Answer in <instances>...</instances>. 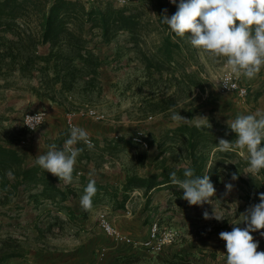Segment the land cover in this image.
<instances>
[{
    "label": "crops",
    "instance_id": "0c3cea01",
    "mask_svg": "<svg viewBox=\"0 0 264 264\" xmlns=\"http://www.w3.org/2000/svg\"><path fill=\"white\" fill-rule=\"evenodd\" d=\"M145 39L148 45H158L162 33L155 31L145 36ZM179 40L180 55L185 56L183 39ZM132 44L126 33H120L110 43H103L100 38H96L90 44L103 59L98 68L94 92L99 94L100 100L113 104V118H107L104 112L105 119L75 118L76 126L88 131L94 147L89 149L83 142L77 145L83 151L77 158L70 183H65L50 172L57 179L58 186L69 190L66 198L35 200L29 196L33 190L30 191L24 185L18 186L5 198L0 188V264H20L24 261L33 264H226L227 255L221 246L224 240L219 233L231 231L234 226L245 227L243 221L234 223L239 221L247 208L259 202L257 190L248 187L249 175L257 173L249 171L248 165L242 163L247 158L246 150L234 146L229 151H221L219 142L215 144L213 140L207 139L194 150L190 148L187 135L175 132L180 124L222 125L230 130V121L196 114L193 111L196 107L189 101L195 94L184 101L179 94L183 85L178 86L175 82L165 84L162 82L164 80L154 84L148 80L149 72ZM123 47L126 50L118 56L116 50ZM190 47L191 51L196 48L191 44ZM48 49V44L39 46L41 53H46ZM196 53L195 60L187 63L186 70L199 72L200 77L205 79L199 60L213 63L218 59L202 49L196 48ZM118 66H122L120 70ZM107 67L114 75L109 81L110 91L106 90L103 79ZM224 67L225 61L221 70ZM137 71H140L139 77L143 79L146 89L142 91L141 101L132 98L129 106L124 108L119 94L136 93L129 76ZM179 74V69L175 67V75ZM152 76L157 77L159 74L154 72ZM166 76L167 72H163L162 78ZM124 79L125 84L121 83ZM242 83L248 87V94L241 99L249 101L253 111L264 108V68L254 79L243 78ZM193 90L200 93L206 91L197 86L192 87ZM217 90L220 93L219 85ZM76 92L80 93L79 90ZM172 94L174 103L151 106L153 96L158 95L153 98L158 100ZM74 96V92H64L58 100L51 101L40 100L32 94L30 99H26L27 102L40 105L37 110L29 111L45 110L47 114L44 122L31 132L24 129L26 133L18 131L17 136L6 137L2 134L0 140L16 147L24 156L26 165H32L39 155L48 151L49 145H64L70 134L66 125V114L71 110L67 99ZM146 104L148 107H145ZM138 105L139 109L143 108L140 114L142 119H134L131 115ZM222 109L225 111H222L223 114L229 112L224 107ZM211 110L215 112L216 109ZM178 112L185 119L174 120L173 115ZM137 128L145 130L149 148H143L129 139ZM217 136L219 140L226 139L221 134ZM193 156L203 161L199 175L210 177V169L216 167L218 170V183L215 184L211 179L216 191L202 204H189L183 197L184 190L170 180L173 171L177 173V178H185L184 169L193 167ZM233 173L236 179H232ZM132 174L140 177L157 174L158 184L149 190L127 184ZM90 179L96 181L97 192L92 198L93 207L85 210L80 198ZM229 183L233 185L230 190L226 188ZM100 209L108 212L111 223L129 236L131 243L114 241L105 234L97 221ZM215 215H223L224 218L217 220ZM155 221L161 227H168L178 233L176 240L157 254L148 252L140 245L148 237ZM252 235L254 240L259 241L257 251H264V242L259 239L257 230Z\"/></svg>",
    "mask_w": 264,
    "mask_h": 264
},
{
    "label": "trees",
    "instance_id": "16d2710c",
    "mask_svg": "<svg viewBox=\"0 0 264 264\" xmlns=\"http://www.w3.org/2000/svg\"><path fill=\"white\" fill-rule=\"evenodd\" d=\"M176 10L177 5L170 0H129L123 5L116 4L114 0H0V88L7 89L25 81L23 86L30 93L51 101L58 100L64 92L93 91L103 59L90 44L96 38L110 43L120 33H126L149 72L148 80L154 84L164 80L165 84L175 82L178 86L183 85L179 94L182 98L187 96L184 101L189 98L192 87L203 90L205 84L199 72L186 70L187 63L195 60L196 48L191 51L187 36H176L162 23L161 15L170 16ZM155 31L162 33V39L158 45H148L145 36ZM179 38L183 39L185 56L180 55ZM45 44L49 49L41 53L39 46ZM125 50V47L117 49L116 54L121 56V51ZM175 67L179 69V75H175ZM154 72L159 76L153 77ZM163 72H167L164 79ZM153 98V107L172 104L175 100L173 94L158 100ZM227 129L222 125L184 123L175 132L186 134L189 146L194 150L206 139L217 144L218 134L234 143L237 134L231 128ZM261 146H264V140ZM192 162L195 174L199 175L203 161L193 156ZM242 163L248 165L247 158ZM156 179L157 174L147 177L132 174L127 184L149 190L158 184ZM210 179L218 183L216 167L210 169ZM56 181L36 162L26 165L24 156L16 147L0 140V188L5 198L20 185L33 190L29 196L35 200L66 198L69 190L58 186ZM248 182L251 190H257L260 201V194L264 193V169L256 175L250 174Z\"/></svg>",
    "mask_w": 264,
    "mask_h": 264
},
{
    "label": "clouds",
    "instance_id": "9594fccd",
    "mask_svg": "<svg viewBox=\"0 0 264 264\" xmlns=\"http://www.w3.org/2000/svg\"><path fill=\"white\" fill-rule=\"evenodd\" d=\"M177 5L172 15H161L162 23L178 37L187 36L193 47L202 49L214 59L224 58L225 75L219 80L228 87L233 79L241 77L254 79L264 68V0H170ZM167 10H165L166 12ZM174 120H183L180 112L173 115ZM237 134L236 140L220 139L221 151H229L234 146L246 150L248 168L259 173L264 169V108L241 113L229 124ZM83 142L89 149L94 147L86 129L72 126L62 147L51 144L48 151L36 159L42 169L56 175L65 183L73 179L74 166L83 151L78 144ZM184 179L177 178L175 171L170 173L173 184L183 189V197L189 204H202L216 189L208 175H196L192 167L183 172ZM233 173L232 179H236ZM231 183L226 185L231 189ZM96 181L90 179L80 198L85 209L93 207L96 194ZM207 216V213H205ZM217 220L223 215H215ZM245 227L234 226L231 231H221L220 238L226 241V264H264V251H257L259 241L254 240L252 232L264 229V193L260 201L251 205L239 222ZM264 236V232L260 233Z\"/></svg>",
    "mask_w": 264,
    "mask_h": 264
},
{
    "label": "rangeland",
    "instance_id": "374dc122",
    "mask_svg": "<svg viewBox=\"0 0 264 264\" xmlns=\"http://www.w3.org/2000/svg\"><path fill=\"white\" fill-rule=\"evenodd\" d=\"M114 1L116 4L123 5L127 3L129 0H114ZM221 59L222 60L216 59L217 61L214 60L213 63H209L204 59L199 60L201 66H203L201 68V72L206 75V78L203 79L206 91H203L202 93H200V91L198 90L191 91L190 95L192 94L195 95L191 100L189 99V101L191 102V104L194 105V107H196L193 110L195 111V113L197 112L196 114L203 116L208 115L209 117H218L219 119L225 118V120H228L231 123L238 114L253 111L254 108L251 109L252 105H250L249 101L242 100L241 98L243 97L239 98V96H235L234 94H225L221 92L220 88L219 91L221 94L218 92L217 90L218 81L221 77H224L226 70L225 69L226 67H224V69L221 70L222 66L224 65V58ZM118 67H120L118 68V70H120L122 66H118ZM107 68L108 69L103 79L106 90L110 91L109 81L113 79L114 75L110 73L111 69L109 67ZM139 75H140V71H137L136 74L134 73L129 76L130 78H132L131 81L133 85V91H135L136 93L133 92L132 94L131 93L119 94V97L121 98L120 102L124 108L129 106L128 104L132 100V98L137 102L142 100L141 97L143 94L142 91L146 89V85L143 84L142 82L143 79H141ZM32 81L35 82L36 80L33 79ZM125 82L126 80L124 79L121 83L125 84ZM25 84L26 82L22 81L20 82V85L17 86L15 85L14 87H10L7 89L0 88V136H2V134L6 137L17 136L18 131L22 133H26V131H28L24 127V125H22L23 124L22 115H24L25 112L29 110H37V107L40 105V103H31L32 101L27 102L26 99H30L32 93H30L29 89L23 86ZM74 94L75 96L69 100L67 99V102L69 103L68 105H70L69 107L71 111L75 113V118L77 116L91 117L87 114L88 112L87 110L91 108L97 109L95 110L101 116V118L99 119H105V114L107 115V118L109 117L113 118V115H111L113 113L112 111L113 104L109 103L106 100H100V97L98 96L99 94L94 92V90L89 91L87 93H78L74 91ZM159 95H161V93ZM157 97L158 95L155 96L154 98ZM185 98H187V96H183V99ZM32 104L34 105L32 106ZM77 107H86V108H77ZM145 107H148V104H146ZM223 107L226 108L229 112L223 114L222 113V111H224L222 109ZM72 108H77V109H72ZM99 108L100 110H105V111H100ZM135 108L136 109H133L131 111L132 117L133 118L136 117V119H142L143 117H141L140 114L141 112H143V108L139 109V105L138 108L136 106ZM211 108H215L216 109L215 112H212ZM102 112H104L105 114ZM2 121H3V125H2ZM136 130H142L145 133V130L142 128H137ZM133 134H131V136ZM0 139L2 140V137H0ZM22 142H25V140Z\"/></svg>",
    "mask_w": 264,
    "mask_h": 264
},
{
    "label": "built area",
    "instance_id": "2783aa9c",
    "mask_svg": "<svg viewBox=\"0 0 264 264\" xmlns=\"http://www.w3.org/2000/svg\"><path fill=\"white\" fill-rule=\"evenodd\" d=\"M132 143H136L140 145L143 148H149L150 145L148 141V135L147 136H141V137H135V138H129ZM80 174V171L78 172ZM97 221L100 226V228L107 234L109 237H111L114 241H123L125 243H131L132 239L129 236H126L123 234L122 231H120L118 228H116L110 221L109 214L106 210L100 209L97 212ZM264 232V229L257 230L258 237L261 241L264 242V236H262L260 233ZM177 232L176 230L170 229L168 227H161L160 223L157 221L153 222L148 237L143 240L140 245L146 249L148 252L157 254L160 253L164 247L168 244L173 243L177 238ZM226 242L221 241V246L224 254L226 253ZM103 255V252L102 254ZM20 264H33L29 261L21 262Z\"/></svg>",
    "mask_w": 264,
    "mask_h": 264
},
{
    "label": "bare ground",
    "instance_id": "6f19581e",
    "mask_svg": "<svg viewBox=\"0 0 264 264\" xmlns=\"http://www.w3.org/2000/svg\"><path fill=\"white\" fill-rule=\"evenodd\" d=\"M242 78L239 79H233L228 87L224 86L220 81H218L219 88L221 92L225 94H234L239 97H245L248 94V87L242 83ZM223 77H221L219 80H222ZM87 114L94 118H101V116L98 114V112L95 109H88ZM46 111L40 110V111H27L23 115V125L28 131H34L37 128L41 126V124L44 122L46 118ZM66 125L69 131H71L72 126H76L75 123V113L71 110H69L66 114ZM145 136V133L142 130H136V132L131 136V138L135 137H141ZM90 137V136H89ZM92 140V138L90 137ZM93 141V140H92ZM94 144V141H93Z\"/></svg>",
    "mask_w": 264,
    "mask_h": 264
}]
</instances>
